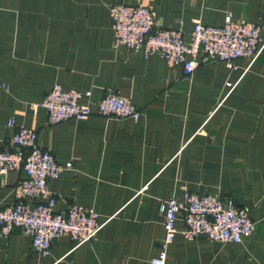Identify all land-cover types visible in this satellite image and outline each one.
I'll list each match as a JSON object with an SVG mask.
<instances>
[{"label": "crops", "instance_id": "crops-1", "mask_svg": "<svg viewBox=\"0 0 264 264\" xmlns=\"http://www.w3.org/2000/svg\"><path fill=\"white\" fill-rule=\"evenodd\" d=\"M121 4L149 7L159 27L180 29L185 41L195 22L220 27L227 15L260 27L264 41V0H0V151L17 129L10 119L33 130L58 164L72 163L48 182L56 212L80 205L108 221L79 247L63 235L47 256L14 230L0 236V264H150L164 238L159 202L185 192L232 200L255 230L239 244L176 234L168 264H264V51L251 65L209 62L187 78L155 55L113 48L109 7ZM54 84L90 91L92 102L117 94L141 117L93 114L51 126L31 107ZM24 178H0V210L16 203ZM175 228L184 229L181 219Z\"/></svg>", "mask_w": 264, "mask_h": 264}, {"label": "built area", "instance_id": "built-area-1", "mask_svg": "<svg viewBox=\"0 0 264 264\" xmlns=\"http://www.w3.org/2000/svg\"><path fill=\"white\" fill-rule=\"evenodd\" d=\"M112 21L113 48L124 47L146 58L157 56L169 66H181L184 77L189 78L202 64L222 62L234 68L237 59H249L253 64L264 51L260 38L261 28L242 21L233 23L227 15L220 27L193 24L188 41L180 29H163L154 19L153 11L144 5H114L109 7ZM230 90L234 84L227 82ZM31 109L46 112L49 125L66 121H84L95 114L105 119H131L137 121L141 111L127 98L107 93L97 102L91 101V92L64 90L54 84L39 104ZM8 127H17L9 139V149L0 151V178L21 171L25 178L14 189L16 203L0 210V236L8 237L14 230L30 239L34 254L47 256L53 241L68 235L79 247L92 240L107 220L80 205H71L65 213L56 212V197L49 191L48 182L56 180L72 163L58 164L53 155L41 148L37 134L14 120ZM158 212L162 217L164 238L156 257L150 264H168L167 248L176 234L188 241L205 239L211 243L239 244L255 230L248 213L235 206L230 199L218 195H198L185 192L181 201L174 198L160 201ZM181 219L184 229L177 231Z\"/></svg>", "mask_w": 264, "mask_h": 264}]
</instances>
